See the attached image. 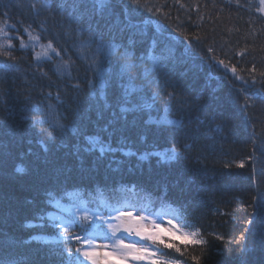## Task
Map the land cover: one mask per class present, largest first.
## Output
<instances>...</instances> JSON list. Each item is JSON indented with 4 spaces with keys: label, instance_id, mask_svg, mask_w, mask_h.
I'll return each instance as SVG.
<instances>
[{
    "label": "trees",
    "instance_id": "16d2710c",
    "mask_svg": "<svg viewBox=\"0 0 264 264\" xmlns=\"http://www.w3.org/2000/svg\"><path fill=\"white\" fill-rule=\"evenodd\" d=\"M139 2V10L130 9L131 22L139 28L123 35L118 29L111 35L105 31L102 43L105 49L109 45H128L129 62L133 65L130 75L144 87L152 104L151 109L140 114L146 142L140 143L137 131L128 134L133 149L164 152L175 147L177 159L157 163L159 156H153L137 166L136 157H124L118 152L115 160H125L120 172L106 167L112 154L106 156L97 172L93 162L98 150L82 152L81 166L76 147L87 146L86 135H99L108 141V134L101 129L110 118V111L104 119H97L96 101L89 94V81L95 79V70L79 60L75 33L66 35L67 12L55 11L54 0H0V25L4 26L0 45L18 58L12 61L0 54V66L7 69L13 65L5 73L11 87L5 106L12 108L17 94L20 101L30 96V106L46 107L52 103L68 129L63 134L54 132L55 139L49 140L50 122L31 127V119L20 120L21 114L32 115L21 112L23 104L12 117L0 108V232L10 231L19 239L30 235L55 238L58 233L50 227L24 228L41 206V200L50 199L45 192L48 189L54 197L47 204L52 213L58 211L55 203L60 202L99 209L105 218L115 209L124 208L169 214L181 230L195 233L206 242L195 244L164 235L165 243L159 245L161 251L157 254L159 258L162 253L167 254L166 258L175 264H196L193 256H199L201 264H236L245 243L251 264H264V208L260 207L264 204V14L259 2ZM45 3L51 4L53 11L41 8ZM128 3L129 0H116L117 11ZM36 9H40L39 16ZM140 31L145 35L135 34ZM29 32L40 36L35 48ZM84 35L87 36L86 31ZM130 38L134 40L131 45ZM21 41L26 47L21 48ZM49 41L64 59L71 56L75 62L71 79L56 72L59 58L54 55L56 63L47 58L36 63V52ZM95 47L93 42L92 48ZM160 48L170 54L161 57ZM62 49H67V55ZM124 51L119 47L110 53L111 63L105 61L103 69L121 71L123 61L118 62L117 56ZM153 57L157 58L156 63ZM38 68L47 76H41ZM114 90L113 84L107 95L110 103L115 99ZM49 92L51 100L44 98ZM57 92L59 101L55 99ZM149 113L152 121L144 126ZM165 116L168 123L156 122ZM73 127L79 135L71 131ZM40 128L44 129L42 134ZM119 135L111 137L114 147ZM17 166L24 171L16 172ZM253 219L255 222L250 225ZM103 229L108 230L107 225ZM169 243L180 251L167 248ZM62 244L57 240L31 241L13 250L9 258L28 264L37 258L36 250L41 249L39 259L45 264H56L61 259L55 254L57 246ZM158 244L157 241L155 246ZM76 247L71 242V250ZM5 258L0 248V261ZM63 259L66 261L67 257Z\"/></svg>",
    "mask_w": 264,
    "mask_h": 264
},
{
    "label": "snow or ice",
    "instance_id": "6c2138e0",
    "mask_svg": "<svg viewBox=\"0 0 264 264\" xmlns=\"http://www.w3.org/2000/svg\"><path fill=\"white\" fill-rule=\"evenodd\" d=\"M54 3L55 11L61 14L67 12L68 14L66 35L73 32L75 33L79 41L78 45H76V54L79 60L86 64L90 70H95V79L89 81V94L93 100L96 101L97 119H104V114L110 111V118L107 119L106 124L101 129L102 132L108 134V141L105 142L99 135H86L84 136V140L87 146L81 147L77 145L76 156L80 158L82 152L92 153L98 150L99 155L95 157L93 162V169L97 172L99 171L100 164L108 154L112 155L111 158L108 159L106 167L112 172H120L122 170L121 166L125 164V160H115V153L118 152L122 153L124 157H136L137 166H139L140 162L148 160L153 156H159L160 159L157 163H165L168 160L177 159V149L175 147L170 150H165L164 152H154L147 148L143 150L133 149V141L129 138L128 134L137 131L140 143L146 142L145 129L141 125L140 114H142L145 109H151L152 104L149 103L148 97L144 94V87L137 85L135 83L136 77L130 75V69L133 65L129 62L130 53L127 51L128 45H109L108 48L105 49L102 43L105 31L111 35L118 29L121 35H123L125 31L139 28V25L132 24L130 17V9L139 10V0H129V3L124 4L121 11H117L116 0H54ZM121 3H123V0H121ZM33 7L35 8V6ZM41 8L49 12L53 11L51 4L48 3L42 4ZM157 11H159V9H157ZM3 14L7 15V12ZM36 15H40V9H36ZM73 24L76 25L75 29L72 28ZM85 24H87V28L84 27ZM3 27V25H0V32L3 31ZM85 31L87 32L86 37L84 35ZM135 34L140 36L145 35L143 31ZM29 37L33 42V48H35V44L39 42L40 36H32L29 32ZM93 42L96 43L95 49L92 48ZM133 43L134 40L130 38L129 45ZM8 46L11 48L10 39L8 40ZM24 47H26V45L21 41V48ZM119 47L125 49L124 52L119 53L117 56L118 62L123 61L122 70L117 72L103 69L102 65L105 61L111 63L110 53L116 52ZM156 47H159V45H156ZM3 49L4 45H0V54L8 57L12 61H17L18 58L13 56L11 51H4ZM62 51L67 55V49H62ZM169 54L167 49L160 48L161 57H166ZM35 55L37 64L43 62L42 58L53 61V55L58 57V63L53 61L56 63V72L62 77L66 74L69 79L72 78V68L75 62L72 60L71 56H68V59H64L61 52H58L56 48L53 47L51 41H49L46 46L41 45V51L36 52ZM153 61L156 63L157 58L153 57ZM219 63L223 64V61ZM12 67L13 65H9V67L5 69L0 66V108H3V111L8 114V117H12L14 111L19 109L20 104H23L21 112L31 113L32 115L21 114L20 120L27 121L31 119V127L40 126L45 121L50 122L51 131L48 132L49 140L55 139L53 135L54 132L58 131L60 134L65 133L68 130L67 126L62 123L61 115L57 113L56 105L52 103H48L46 107L37 105L30 106V96H25L24 99L20 101L19 94H17L16 101L12 102V108L5 106V98L11 96V87L8 85V77L5 73ZM37 71L41 73V76H47V73H44L42 69L38 68ZM232 72L235 74L236 69L233 68ZM126 74L127 79L124 78ZM145 75L147 76V73ZM261 75L264 76V73ZM254 79L255 78H253V80ZM113 84L115 85V99L110 103L107 95L108 90ZM76 87L79 88V85ZM44 98L51 100L52 93H47ZM55 99L57 101L61 99L59 92H57ZM130 115L132 117L131 119H129ZM151 121L152 116L149 113V118L147 121L143 122V125L146 126ZM156 122L168 123L169 121H167V117L165 116ZM110 126L111 131H109ZM2 128L3 125H0V130H2ZM43 131L44 129L40 128L41 134ZM71 131L79 135L77 128L73 127ZM116 133L120 135L114 147L111 137ZM61 139H63L62 135ZM45 151H47V149H45ZM114 160L116 163L115 168L112 166ZM83 163L84 160L80 158L81 166ZM23 171V167H16V172L21 173ZM129 171H131V168H129ZM58 190L62 191L63 189ZM45 192L50 199L41 200V206L34 210L32 218L28 219L24 228L45 229L50 227L58 233L55 239L57 241H62L63 244L57 246L58 250L55 254L61 259L56 262V264H128L129 260H131L133 264H140L142 261H148L149 264H175V261L166 258L167 254L165 253H162L159 259H152V257H156L157 253L161 251L159 245L165 242L157 233L148 231L147 227L140 223L141 220L144 219L142 216H133L132 212H120L117 217L120 223L114 224L112 220L103 217L99 209L93 210L91 213L85 211L82 214L77 211L74 213L77 219L72 220L70 224H65L60 217L55 216L54 213L49 211L47 204L51 203L54 197L52 192L48 189H45ZM260 207L264 208V204H261ZM33 220H35L36 223H33ZM254 222V219L250 220L249 224L251 225ZM169 223H171V221H169ZM105 224L111 233L110 236L103 229V225ZM155 227L158 228L159 225H155ZM72 228L78 229V232L72 231ZM120 231L126 232L129 237L134 234L141 239L139 241L125 243V238H119L117 236V233ZM193 235H195V233H193ZM97 236L117 242L111 245L96 244L95 238ZM244 239H247L246 234ZM44 240L45 237L43 235H30L28 239H19L14 238L10 231L0 232V248L4 250L6 256L4 260L0 261V264H22L19 260L9 258L12 251L18 250L22 245H29L31 241L39 242ZM145 240L151 241L153 244H156L158 241L159 244L156 245V251H151L150 248L152 245L145 243ZM71 242H75L77 245L75 251L71 250ZM191 242L195 244L206 243L201 240H194ZM165 246L167 248H176L177 252L180 251L174 244L169 243ZM109 247L111 250H106ZM41 251V249H37L35 253L37 258L29 261L28 264H45L44 261L39 259ZM51 254L52 253H49V255ZM65 256L67 257L66 261L63 259ZM192 259L196 261V264H201V258L199 256H193ZM47 264H52V262L49 261ZM236 264H251L247 254L246 243L239 250Z\"/></svg>",
    "mask_w": 264,
    "mask_h": 264
},
{
    "label": "rangeland",
    "instance_id": "374dc122",
    "mask_svg": "<svg viewBox=\"0 0 264 264\" xmlns=\"http://www.w3.org/2000/svg\"><path fill=\"white\" fill-rule=\"evenodd\" d=\"M259 2V7H260V11L264 14V0H258ZM56 208L58 211L54 212V215L57 217H60L65 224H70L72 222L71 217H69L67 214H69L70 216L76 217L74 215V213H76L77 211H79L81 214L85 211L91 213L93 210L88 209L84 206L81 207H74V206H68L65 204H62L60 202H56L55 203ZM120 212H132L133 216H142L144 219L141 220V224L146 226L148 231L151 232H155L157 233L160 238L162 239L164 235L169 236L171 238L177 239L179 241H194V240H199L198 237L196 235H193V233H189V232H185L183 230H181L177 224L174 222V219L169 215V214H148L145 210H135L133 208H124V209H115L114 211L111 212L110 216L106 217L110 220H112V222L114 224H119L120 220L117 219L118 214ZM102 215V214H101ZM104 217V216H103ZM169 221H171V223H169ZM106 225V224H105ZM155 225H159V227H155ZM72 231L75 230V228L71 229ZM77 232V231H74ZM105 232L108 233V235L110 236L111 233L109 230H105ZM117 236L119 238H125L124 242L125 243H129V242H134V241H139L141 238L135 236L134 234L132 236H128V234L126 232L120 231L117 233ZM51 241H55V238H50V237H45L46 242H50ZM117 241L114 240H108V239H104L101 236H97L95 238V243L96 244H113L116 243ZM145 243L152 245V247L150 248L151 251H156V246L155 244H153V242L151 241H144ZM106 250H111V248L109 247ZM152 259H159V256L157 254L156 257H152ZM128 264H133V262L131 260H129ZM140 264H149L148 261H142L140 262Z\"/></svg>",
    "mask_w": 264,
    "mask_h": 264
}]
</instances>
